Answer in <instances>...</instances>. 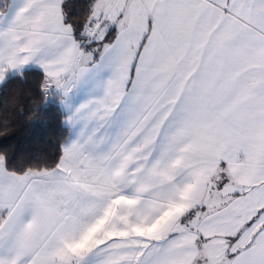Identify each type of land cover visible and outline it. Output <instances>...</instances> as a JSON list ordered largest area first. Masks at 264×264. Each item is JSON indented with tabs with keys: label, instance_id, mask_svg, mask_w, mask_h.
Masks as SVG:
<instances>
[{
	"label": "snow or ice",
	"instance_id": "obj_1",
	"mask_svg": "<svg viewBox=\"0 0 264 264\" xmlns=\"http://www.w3.org/2000/svg\"><path fill=\"white\" fill-rule=\"evenodd\" d=\"M0 264H264V0H0Z\"/></svg>",
	"mask_w": 264,
	"mask_h": 264
},
{
	"label": "trees",
	"instance_id": "obj_2",
	"mask_svg": "<svg viewBox=\"0 0 264 264\" xmlns=\"http://www.w3.org/2000/svg\"><path fill=\"white\" fill-rule=\"evenodd\" d=\"M29 135L30 134L26 129H19L16 133V136L13 138V142H15V140H21L27 143Z\"/></svg>",
	"mask_w": 264,
	"mask_h": 264
}]
</instances>
